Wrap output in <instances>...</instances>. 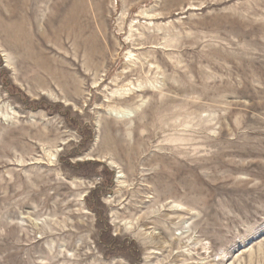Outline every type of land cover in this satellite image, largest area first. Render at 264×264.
<instances>
[{
  "label": "rangeland",
  "instance_id": "1",
  "mask_svg": "<svg viewBox=\"0 0 264 264\" xmlns=\"http://www.w3.org/2000/svg\"><path fill=\"white\" fill-rule=\"evenodd\" d=\"M0 264H264V0H0Z\"/></svg>",
  "mask_w": 264,
  "mask_h": 264
}]
</instances>
